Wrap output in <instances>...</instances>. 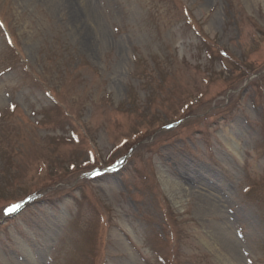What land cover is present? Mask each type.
Here are the masks:
<instances>
[{"label": "rangeland", "instance_id": "obj_1", "mask_svg": "<svg viewBox=\"0 0 264 264\" xmlns=\"http://www.w3.org/2000/svg\"><path fill=\"white\" fill-rule=\"evenodd\" d=\"M92 1L0 0V264H264V0Z\"/></svg>", "mask_w": 264, "mask_h": 264}, {"label": "bare ground", "instance_id": "obj_2", "mask_svg": "<svg viewBox=\"0 0 264 264\" xmlns=\"http://www.w3.org/2000/svg\"><path fill=\"white\" fill-rule=\"evenodd\" d=\"M84 10L88 17H90L93 23L98 24V20L96 18V14L93 9V1L92 0H84Z\"/></svg>", "mask_w": 264, "mask_h": 264}, {"label": "snow or ice", "instance_id": "obj_3", "mask_svg": "<svg viewBox=\"0 0 264 264\" xmlns=\"http://www.w3.org/2000/svg\"><path fill=\"white\" fill-rule=\"evenodd\" d=\"M18 207H19L18 205H13V206H11L9 208H6L5 212H6V214H11L12 212L16 211L18 209Z\"/></svg>", "mask_w": 264, "mask_h": 264}]
</instances>
